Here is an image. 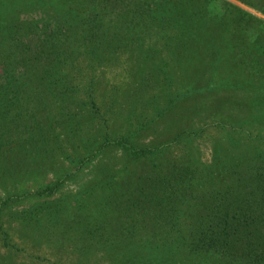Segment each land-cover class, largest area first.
<instances>
[{
  "label": "trees",
  "instance_id": "obj_1",
  "mask_svg": "<svg viewBox=\"0 0 264 264\" xmlns=\"http://www.w3.org/2000/svg\"><path fill=\"white\" fill-rule=\"evenodd\" d=\"M235 1L264 15V0ZM125 55L165 77L163 107L158 95L151 105L175 131L169 142L183 146L178 161L168 149L140 147L131 136L116 139L121 175L99 164L75 195L36 203L29 215L40 224L30 227V241L46 240L60 252L68 240L85 261L101 252L108 264H206L209 257L216 264H264V23L241 9L223 0H0V64L9 72L0 86V123L13 118L27 89L16 66L40 65L50 97L63 67L116 63ZM243 116L257 122L254 148L217 141L202 162L194 118L217 125L236 120L249 136ZM83 126L75 121L68 129L73 143ZM95 148V156L104 153ZM190 190L207 207L188 200L179 210ZM187 218L194 221L182 229Z\"/></svg>",
  "mask_w": 264,
  "mask_h": 264
},
{
  "label": "rangeland",
  "instance_id": "obj_2",
  "mask_svg": "<svg viewBox=\"0 0 264 264\" xmlns=\"http://www.w3.org/2000/svg\"><path fill=\"white\" fill-rule=\"evenodd\" d=\"M223 1L264 23L263 14L235 0ZM127 60L125 55L116 63L65 66L56 77L57 88L54 94L50 92V97L46 89L47 76L40 65L15 67V76L25 80L27 89L19 93L13 118L0 123V264H50V261L78 264V259L87 264H108L101 252L92 253L90 246L86 248L92 255L85 261L84 254L75 251L74 242L65 240L60 252L51 250L46 240L39 245L31 242L34 235L30 227L39 223L32 221L29 215L34 205L75 195L95 178L99 164L109 166L112 172L119 171L116 173L119 175L123 151L112 143L121 137L131 136L140 147L156 145L163 152L169 150L172 160L178 161L183 146L169 142L175 131H170L169 124L160 120L151 105V97L158 95L157 106L163 107L165 77L156 76L152 67ZM5 67L0 64V86L9 77ZM20 73L24 76L20 77ZM179 86L180 81L174 79L175 91L179 92ZM245 97L247 94L243 92V100ZM134 99L137 100L132 103ZM65 106L70 108L67 113L59 112ZM196 119L194 128L200 131H197L194 147L199 149L202 162L209 161L212 146L217 141H222L229 149L236 145L254 148L257 143V122H248L244 116L243 128L249 136H243V129L236 120L225 118L217 125L205 119L197 124ZM75 121L84 126L77 136L78 141L73 143L67 134ZM38 132L42 138L32 142L34 137L38 139ZM106 136L108 141H105ZM105 144L109 146L106 148ZM96 146L104 153L95 156L91 151L96 150ZM88 152L91 154L86 157ZM164 157L168 159L169 153ZM192 179L186 182L191 183ZM47 187L55 189L54 193L50 195L46 191L35 195ZM189 194L183 202L178 201L179 210L183 211L179 207H185L188 200L195 208L207 207L199 191L190 190ZM192 221L193 218L181 219L182 229ZM209 259L206 264H216L212 257Z\"/></svg>",
  "mask_w": 264,
  "mask_h": 264
}]
</instances>
